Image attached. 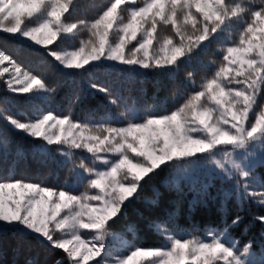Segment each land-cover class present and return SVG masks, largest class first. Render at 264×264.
<instances>
[{
  "label": "snow or ice",
  "instance_id": "snow-or-ice-1",
  "mask_svg": "<svg viewBox=\"0 0 264 264\" xmlns=\"http://www.w3.org/2000/svg\"><path fill=\"white\" fill-rule=\"evenodd\" d=\"M79 8L80 0H0V33L42 46L68 70L107 63L133 71L179 70L219 40L224 41L222 59L211 62V76L198 87L192 81L193 90L174 110L140 115L126 109L120 113L122 124L76 122L52 111L21 120L0 108V118L12 129L44 141L38 146L42 154L52 145L64 155L75 150L91 154L90 163L81 158L77 166L76 185L83 192L43 181L0 180V233L34 235L62 250L64 259L55 264H138L140 257L147 264H264V259H253L251 241L241 248L228 234V227L242 222L239 215L223 232L210 231L207 238L165 231L166 246L129 245L115 256L110 248V240L118 238L114 225L141 182L157 170L188 173L214 165L233 181L226 197L235 194L264 206V181L256 187L254 175L256 164H264V106L256 108L264 95V0H110L91 20L72 21ZM81 33L87 39L80 38L77 48L59 50ZM192 75L188 73L190 81ZM0 84L10 93L54 91L2 48ZM90 87L117 105L108 88ZM56 128L59 135L51 131ZM253 218L264 225V214ZM83 230L91 233L90 239Z\"/></svg>",
  "mask_w": 264,
  "mask_h": 264
},
{
  "label": "trees",
  "instance_id": "trees-1",
  "mask_svg": "<svg viewBox=\"0 0 264 264\" xmlns=\"http://www.w3.org/2000/svg\"><path fill=\"white\" fill-rule=\"evenodd\" d=\"M109 2L80 0V8L71 20H91ZM170 31V28L164 29L165 33ZM80 38L87 39V33H81L75 40H66L60 44L59 50H74L79 46ZM223 43V40L212 42L191 62L182 64L179 70L137 68L133 71L112 63L99 67L89 64L81 70H68L49 57L42 46L0 33V48L10 53L25 70L42 76L48 87L54 89L49 94H34L35 89L33 93H10L0 84V108L21 120L35 119L52 111L61 117L70 116L76 122L110 120L114 124L124 123L120 113L126 109L140 115L170 112L193 90L192 81L198 87L211 76L214 67L211 62L218 63L222 59L220 48ZM189 72L193 74L191 81ZM91 83L108 88L117 105L110 103L109 96L92 89ZM262 106L264 95L259 96L256 103L257 110ZM51 131L60 134L59 128ZM43 144L42 139L16 131L0 118V180L12 177L43 181L54 188L67 186L83 192L84 187L76 185L80 171L77 166L81 158L90 163L91 154L75 150L71 156L64 155L56 145L49 146L48 154H42L38 146ZM199 171L202 169H192L188 173L165 169L157 170L151 178L145 177L133 202L114 225L118 237L117 255L123 254L129 245L166 246L165 231L185 238H207L210 231L223 232L239 215L242 222L228 227V234L239 242L241 248L251 241L253 259H264V225L253 218L264 214V206L250 200L241 201L235 194L226 197V193L233 189V181L213 171L208 175H199ZM254 175L258 187L264 181V164H256ZM58 259H64L62 250L51 249L34 235H20L15 231L0 234V264H55ZM138 264H147V259L138 258Z\"/></svg>",
  "mask_w": 264,
  "mask_h": 264
},
{
  "label": "rangeland",
  "instance_id": "rangeland-1",
  "mask_svg": "<svg viewBox=\"0 0 264 264\" xmlns=\"http://www.w3.org/2000/svg\"><path fill=\"white\" fill-rule=\"evenodd\" d=\"M258 156H259V153H258ZM197 169H202V171H199L197 173L199 175H208V173L212 172V171L218 173V170L215 169V166L211 165V164H206V165L200 166L198 168H194V171L197 170ZM83 231L87 234L88 238L90 239L91 238V233L88 230H83ZM57 235L59 236V235H61V233L58 232ZM116 241H117L116 239L110 240V248H111L112 254L114 256L118 254L115 251V249L118 248V246L116 245ZM89 264H92V262H89Z\"/></svg>",
  "mask_w": 264,
  "mask_h": 264
},
{
  "label": "water",
  "instance_id": "water-1",
  "mask_svg": "<svg viewBox=\"0 0 264 264\" xmlns=\"http://www.w3.org/2000/svg\"><path fill=\"white\" fill-rule=\"evenodd\" d=\"M7 232H9V231H5V232H3V233H0V234H6Z\"/></svg>",
  "mask_w": 264,
  "mask_h": 264
}]
</instances>
